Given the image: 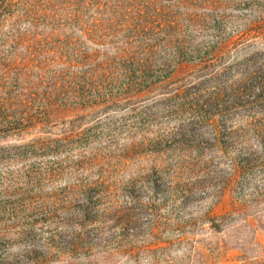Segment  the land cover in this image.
Returning <instances> with one entry per match:
<instances>
[{
  "label": "rangeland",
  "instance_id": "rangeland-1",
  "mask_svg": "<svg viewBox=\"0 0 264 264\" xmlns=\"http://www.w3.org/2000/svg\"><path fill=\"white\" fill-rule=\"evenodd\" d=\"M0 264H264V0H0Z\"/></svg>",
  "mask_w": 264,
  "mask_h": 264
}]
</instances>
